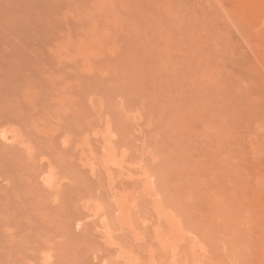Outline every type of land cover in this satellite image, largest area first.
<instances>
[{
  "label": "rangeland",
  "instance_id": "374dc122",
  "mask_svg": "<svg viewBox=\"0 0 264 264\" xmlns=\"http://www.w3.org/2000/svg\"><path fill=\"white\" fill-rule=\"evenodd\" d=\"M0 264H264V0H0Z\"/></svg>",
  "mask_w": 264,
  "mask_h": 264
}]
</instances>
